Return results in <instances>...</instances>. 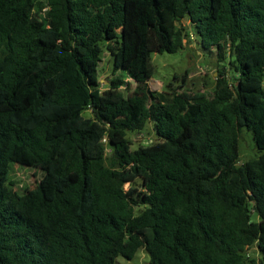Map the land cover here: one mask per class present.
Segmentation results:
<instances>
[{"label":"trees","instance_id":"obj_1","mask_svg":"<svg viewBox=\"0 0 264 264\" xmlns=\"http://www.w3.org/2000/svg\"><path fill=\"white\" fill-rule=\"evenodd\" d=\"M184 19L219 64L205 94L150 87L152 55L185 48ZM148 124L156 140L133 150ZM244 128L260 156L239 164ZM14 165L40 185L18 197ZM139 249L150 264H264V0H0V264Z\"/></svg>","mask_w":264,"mask_h":264},{"label":"rangeland","instance_id":"obj_2","mask_svg":"<svg viewBox=\"0 0 264 264\" xmlns=\"http://www.w3.org/2000/svg\"><path fill=\"white\" fill-rule=\"evenodd\" d=\"M183 24L188 27L189 37L185 41V48L174 54H153L152 61L155 66L153 78L149 81L151 89L155 91H165L169 84L173 83L174 88H181L182 91H190L194 93L205 94L209 92L215 85L216 79L219 77V64L216 57H209L204 54L199 45L195 42V36L192 28L189 26L187 19L183 20ZM102 62L99 65L100 83L102 90H105L110 81L115 78L113 73V57L111 52L104 47ZM232 78L231 71L225 69ZM118 75V73H117ZM178 80H175V77ZM135 88V85H133ZM86 117L98 119L97 114L92 111L85 112ZM131 141L132 149L135 150L141 145H147L156 140L153 132V125L148 124L142 133L127 134ZM240 163L243 164L250 160L259 158L260 151L256 148L252 133L247 129H243L240 137ZM44 174L38 169L14 165L9 180L5 182V186L13 183L12 186L15 194L20 197L36 189L42 182ZM136 184L141 185V181ZM133 184L127 183L125 190H128ZM251 257L259 259L257 247L254 246L248 250ZM150 258L144 249H139L135 257L129 261L123 257H118L116 264H150Z\"/></svg>","mask_w":264,"mask_h":264}]
</instances>
